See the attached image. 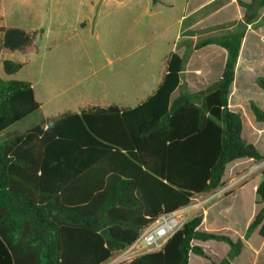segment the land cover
<instances>
[{"label":"trees","instance_id":"16d2710c","mask_svg":"<svg viewBox=\"0 0 264 264\" xmlns=\"http://www.w3.org/2000/svg\"><path fill=\"white\" fill-rule=\"evenodd\" d=\"M238 4L245 9L243 20L187 46L183 57L171 54L162 84L141 105L66 113L0 145V264H107L160 216L220 189L232 162L264 161L243 140L241 115L229 108L242 42L264 0ZM0 32L11 50L33 42L19 29ZM211 45L227 51L220 80L172 101L192 52ZM22 68L4 62L8 76ZM257 84L264 90L263 77ZM39 109L30 83L0 75V134ZM251 109L264 123V111L253 102ZM256 197L263 207L239 240L202 231L204 219L195 216L160 251L129 264H189L191 253L209 258L194 241L228 244L219 264H232L256 230L264 238V180Z\"/></svg>","mask_w":264,"mask_h":264},{"label":"crops","instance_id":"0c3cea01","mask_svg":"<svg viewBox=\"0 0 264 264\" xmlns=\"http://www.w3.org/2000/svg\"><path fill=\"white\" fill-rule=\"evenodd\" d=\"M242 1L250 3L252 0ZM101 2L102 4L106 3L108 5H115L117 6L118 10H120L121 8H125L124 12H127L129 15H133L130 16V19H132V22L135 24H138V20L144 17L151 18V26H153V22L155 23V18H157L156 16L160 14L159 7L166 1L102 0ZM185 4L186 12L182 17V20L185 19L187 25L185 26L184 24V26L180 28L175 40L171 43H168L169 45L162 57L157 58L156 55H153L151 57V60H153V62L160 63L158 65L159 68L156 71H148L146 76L140 75L141 77L139 82L137 80L135 82H132L135 92H137L136 94L148 93L147 96L143 98L141 104L151 96H153L159 89L167 73V64L171 54L175 53L180 57H183L187 46L196 45L200 41L198 40V35L200 32H203L205 30L208 31L211 29L219 31L221 34L222 32L218 30L220 26L233 22H241L245 16V9L238 4V0H201L194 8H191L190 0H185ZM89 5L91 6V9H89V12L87 14L84 13L82 19L78 21L79 23L77 22V24H79V27H74L73 29V32L75 34L87 33L89 37L78 41H71L72 43H74L70 47L64 48V51L66 50L65 54H60V59L62 61H75L77 57L76 53L78 52V45L76 44H78L79 42L80 45H83L85 41L91 39V36L94 38L96 37L97 40H99L101 37L99 33V23L102 17L101 15L105 14L106 11L101 7H97V2H89ZM214 5H217V7L213 8ZM171 7L172 6L170 4V8ZM211 8H213L211 12L209 11V13L205 16H201L204 11ZM134 11H136L139 15L134 17ZM194 17H197V19L192 21ZM0 19H3L1 13ZM0 28L6 27L0 26ZM8 29H19L28 33L22 28L15 27ZM32 31L30 32L32 33ZM222 34H224V32ZM4 37L5 33H2L0 38V67H2L3 69L5 61L14 62L11 59L15 58L19 59L18 62L15 63L22 64L24 68L29 62L27 55L39 53L38 47H36L35 45L33 46L35 41H33L29 46H26L23 50H11L10 48L4 46ZM31 45L33 46V49H31ZM85 50L87 51L86 48ZM127 56L128 55L124 54V57H119L118 60L122 61ZM226 60L227 51L224 48L215 45L207 46L201 50L192 52L188 61L186 62L184 71L181 74L182 88L178 89L172 95L171 100L174 101L181 92L190 94L199 93L219 81L224 71ZM116 61L117 60H115L114 58L108 59V67H110V71L109 76L107 77L108 80L106 82H113V79L119 77L116 76V74L112 75V73H114L112 71H115L114 65ZM67 70L68 68H66L64 72L60 73V77L58 74L57 77H55L54 75L53 77H50L48 83L25 81L30 83L34 89L36 100L40 104V109L38 110V112L46 110L51 115H53V118H57L66 113L80 114L83 110L93 107L106 109L112 106H116L119 109H131L141 105L139 104L137 106H130V96L127 92L124 94V97H121V99L117 100L116 102L106 101V97L105 101L104 99H90V97H88V95L86 94L84 97L82 95L81 97H74L72 98V100H62V104H50L52 102L55 103V100H59L60 98H62L75 85L87 82L88 80L87 77H79L78 79L73 76L67 77ZM42 76H45L44 72H42ZM261 77L264 78V7L259 11V18L257 19V21L248 27L236 64L235 80L231 85L229 94L230 110L234 113L240 114L242 117L243 140L249 144L254 145L257 150L264 155V142L262 141L264 139V123L257 122L251 109V103L253 102L264 111V90L261 89L257 84V80ZM127 87L128 85H125L126 91L128 89ZM78 93L82 92L80 91ZM46 119L51 118L45 115L43 120ZM263 169L264 161L255 162L251 159H241L229 164L223 178V185L219 190H223L225 192L232 188L233 190H229L224 195L220 196L217 199L216 203L211 207L207 203V205L203 209V212L206 214H210V208H212L213 210L215 209V220L217 219L219 221H222L223 223L219 227L226 229L229 228L230 230H233L232 225H236L235 216L237 213L235 212V210L237 209V207H239V202H237L239 198L237 197L238 193L248 186H251L252 188L249 189H252L253 193V209L245 215L247 220L246 228L248 229L250 224L257 216L258 212L263 207V205H258L256 203L257 188L261 181L264 180V174L260 173ZM212 193L213 192L202 196L205 197ZM216 223L218 224V222ZM210 229V227L206 228V230ZM244 234L239 235V237L242 238ZM239 239L237 238L233 241H237ZM209 242H214L216 244L218 243L216 241H208L203 242V245L199 246L204 248L203 250L206 254H209L211 259L191 253L189 257V264H219L230 251V247L228 244L223 242L218 243L223 244L226 252L225 256L216 259L211 247H204V245ZM246 259L248 261V264H264V238L259 235V230H256L251 235V237L247 241V247L243 249L241 255L236 258L232 262V264H240L243 262V260Z\"/></svg>","mask_w":264,"mask_h":264},{"label":"rangeland","instance_id":"374dc122","mask_svg":"<svg viewBox=\"0 0 264 264\" xmlns=\"http://www.w3.org/2000/svg\"><path fill=\"white\" fill-rule=\"evenodd\" d=\"M101 1L0 0V13L3 18L0 19V26L7 29L17 27L26 30L28 33H25L30 36L31 41H35L33 46L35 45L39 49V53L27 55L29 59L28 64L13 76H7L4 69L0 67L1 77L6 80L48 83L50 77H53V75L57 77V74L60 77V73L68 68L67 77L73 76L77 79L79 77H87L88 80L87 82L75 85L62 98L50 104H62V100H72L74 97H81L82 95L84 97L86 94L90 99H104L105 101L106 97V101L116 102L121 97H124L126 92L130 96V106L141 104L143 98L148 93L136 94L137 92H135L132 82L136 80L139 82L142 75L146 76L148 71H156L159 68L158 65L160 63L153 62L151 57L153 55H156L157 58L162 57L169 45L168 43L175 40L180 28L184 24L185 26L187 25L185 19L182 20L186 12L185 0H165L168 3H162L159 7L160 14L156 16L157 18H155L153 26H151V18L144 17L138 20V24H135L130 19V16L133 15L124 12L125 8L118 10L117 6L106 3L102 4ZM199 1L201 0H190L191 8H194ZM89 2H97V7H101L106 11L105 14L101 15L99 23L101 37L97 40L96 37L91 36V39L85 41L83 45H80L79 42L76 44L78 45V52L76 53L77 57L75 61H62L60 54H65L66 50L64 51V48H68L74 43L71 41H78L89 37L87 33L75 34L73 32L74 27H79L77 22L82 19L84 13L87 14L89 9H91ZM216 7L217 5H214L213 8ZM213 8L204 11L201 16H205ZM133 14L134 17L139 15L136 11ZM195 19L197 17H194L192 21ZM221 34L219 31L205 30L199 33L198 40L208 36H220ZM1 35L2 32H0V38ZM33 46L31 45V49H33ZM124 54L128 56L119 61L118 58L124 57ZM109 58L117 60L114 65L115 71H112L114 72L112 75L116 74L119 77L113 79V82H106L110 71V67H108ZM11 60L18 62L19 59L15 58ZM42 72L45 73L44 77L42 76ZM125 85H128L127 91L125 90ZM80 91L82 93H78ZM45 115L53 118V115L46 110L37 111L6 130L0 134V145L6 140L26 134L30 129L38 125ZM262 141L264 142V139ZM260 173L264 174V169ZM249 188L252 187L248 186L238 193L237 197L239 198L237 202H239V207L235 210L237 213L235 216L236 225H232L233 230L219 227L223 223L217 219L215 220V209L210 208V214L203 212L207 203L211 207L220 196L229 190H233V188L226 192L218 189L205 197L202 195L196 196L192 200L191 205L186 207L188 209L184 213L186 222L195 216H202L204 217V221L200 229L225 235L232 240L239 239V235L247 231L245 215L253 209V193L252 189ZM207 227L211 229L206 230ZM218 243L209 242L204 245V247H211L216 259L225 256L226 252L223 244ZM193 245H203V242L194 241ZM207 255L208 259H211L209 254ZM240 264H248L247 259L243 260Z\"/></svg>","mask_w":264,"mask_h":264},{"label":"built area","instance_id":"2783aa9c","mask_svg":"<svg viewBox=\"0 0 264 264\" xmlns=\"http://www.w3.org/2000/svg\"><path fill=\"white\" fill-rule=\"evenodd\" d=\"M187 208L172 214H164L147 227L139 239L125 251L115 254L107 264H129L137 257L149 252L160 251L166 243L185 225L184 217Z\"/></svg>","mask_w":264,"mask_h":264}]
</instances>
